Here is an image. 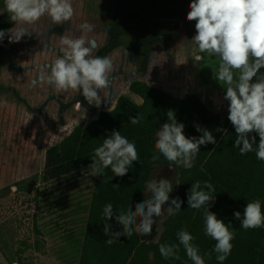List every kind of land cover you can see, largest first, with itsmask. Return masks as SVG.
<instances>
[{"label":"rangeland","instance_id":"rangeland-1","mask_svg":"<svg viewBox=\"0 0 264 264\" xmlns=\"http://www.w3.org/2000/svg\"><path fill=\"white\" fill-rule=\"evenodd\" d=\"M190 2L141 0L121 7L116 0H71L77 4L71 20L52 25L45 16L31 36L18 43H9L6 37L0 43L4 59L0 67V264H18L19 252L24 264H78L94 181L91 168L53 183L37 182L29 191H12L13 184L38 178L46 150L76 125L111 110L118 97L140 104L128 91L131 82L143 81L175 98L194 95L222 125L228 120L225 90L214 79L219 58L200 53L203 60H192L198 49L191 40L195 22L186 20ZM83 23L93 30L80 32ZM12 26L4 0H0V29ZM63 35L80 36L85 46L94 41L93 56L112 58L111 84L99 93L110 102L97 108L78 92L58 93L48 84L31 86L39 68L60 55L59 37ZM77 100L81 102L79 111L74 107ZM180 168L184 169L182 165L161 166L151 175L149 182L169 179L173 192L163 214L154 217L151 235L138 234L144 243H156L160 238L179 186ZM151 196L146 190L142 202Z\"/></svg>","mask_w":264,"mask_h":264},{"label":"clouds","instance_id":"clouds-1","mask_svg":"<svg viewBox=\"0 0 264 264\" xmlns=\"http://www.w3.org/2000/svg\"><path fill=\"white\" fill-rule=\"evenodd\" d=\"M4 3L13 26L0 29V43L6 37L9 43H18L22 38L31 36L39 30L38 22L42 17L47 16L52 25H59L71 20L74 15L71 0H4ZM186 20L195 22V34L191 40L198 51L192 54L193 62L204 59L200 53L219 58L214 79L225 90L224 100L228 101L227 119L236 133L233 147L239 148L241 155L254 151L256 158L264 161V73L260 71L264 69V0H191ZM92 30L88 23L79 25L80 32ZM59 43L60 55L39 68V75L33 78L31 86L43 87L48 84L58 93L70 90L78 92L89 105L97 108L110 102V98L102 100L99 93L109 89L111 84L112 58L93 56L95 42L89 41L90 46H85L86 41L80 36L69 38L63 35L59 37ZM74 107L79 111L80 100L76 101ZM34 116L35 113L31 119ZM166 116L168 122L156 132V153L150 162H155L162 155L171 163L191 169L200 147L216 145V137L212 131L199 124L194 127L202 135L187 137L184 133L185 125L177 122L175 111L168 110ZM129 121L133 125L138 124L140 117L130 116ZM252 133L259 136L258 143L255 135L250 137ZM92 161L88 169L91 168L93 176H102L104 169L110 167L114 176L123 177L129 172L133 162L139 161V154L134 142H129L120 131L113 129L102 144L94 149ZM16 190L13 186L12 191ZM147 190L152 193L151 198L136 203L135 211L130 207L126 213L115 216L122 231L111 232V225L104 224V234L115 237L108 239L107 244L115 243L120 236L130 238L134 233L151 235L154 217L163 214V206L170 200L173 184L167 178L159 181L154 179L147 183ZM213 192L215 188L210 182L204 181L202 185L200 181H196L188 190L187 204L188 208L204 209L205 235L216 242L214 248L204 255L211 259L214 252L216 260L223 264L231 254L235 231L229 228L231 221L225 224L209 210L215 202ZM182 203L178 196L172 198L168 214L180 211ZM103 214L106 220L113 218L111 203L104 206ZM233 216L240 221V227L244 230L264 227V213L259 199L246 203L243 213L235 211ZM177 239L192 264H205L204 256L199 254L198 247L192 243L194 237L186 229L177 232ZM178 251V245H159V252L164 259H179Z\"/></svg>","mask_w":264,"mask_h":264},{"label":"trees","instance_id":"trees-1","mask_svg":"<svg viewBox=\"0 0 264 264\" xmlns=\"http://www.w3.org/2000/svg\"><path fill=\"white\" fill-rule=\"evenodd\" d=\"M116 1L121 7L141 3V0ZM0 50H3L1 46ZM1 61L4 59L0 53V67ZM260 71L264 73V69ZM129 92L137 96L141 103L120 96L111 110L101 112L87 123L76 125L66 137L46 150L44 166L38 178L34 176L27 181L17 182L14 184L16 191H29L37 182L53 183L88 169V165L93 162L94 149L115 129L129 142L135 143L139 161L133 162L123 177L114 176L110 167L104 169L102 176H94L78 264H192L177 239V232L181 229H186L194 237L192 243L198 247L199 254L204 256L205 264H219L214 252L211 259L204 255L216 243L205 235L204 209L188 208L187 193L196 181L202 185L208 181L214 186L215 192L212 195L215 202L209 210L225 224L231 221L229 228L235 231L231 254L223 264H264V227L244 230L240 227V221L233 216L235 211L243 213L246 203L256 199L261 201V211L264 213V161L258 160L254 151L241 155L239 148L233 147L236 133L230 121L222 125L220 118L212 114L196 96L189 94L182 99L175 98L143 82H133ZM168 110H174L177 122L185 125L184 133L187 137L202 135L194 127L199 124L213 132L217 144L202 145L193 161V167L179 169V186L175 197L183 201L181 210L164 220L163 231L156 243H144L134 233L130 238L120 236L109 245L106 241L115 237L104 234V224L111 225V232L122 231L115 216L126 213L130 207L135 211V204L142 202L154 170L161 166H178L162 155L155 162H150L156 153V132L168 122ZM137 115L140 122L131 124L129 117ZM217 128L220 130L217 131ZM251 135L256 136L258 143L259 136L256 133ZM5 190L8 193L10 189ZM109 203L113 206L114 216L106 220L103 209ZM160 244L178 245L179 259H164L159 252ZM5 250L1 249L3 252ZM20 254L17 253L15 262L24 264L25 260Z\"/></svg>","mask_w":264,"mask_h":264},{"label":"flooded vegetation","instance_id":"flooded-vegetation-1","mask_svg":"<svg viewBox=\"0 0 264 264\" xmlns=\"http://www.w3.org/2000/svg\"><path fill=\"white\" fill-rule=\"evenodd\" d=\"M160 42H163V41H160ZM133 82H143V81H138V80H137V81H133ZM133 82H131L130 85H131ZM143 83H145V82H143ZM130 85H129V87H130ZM129 87H128V91H129Z\"/></svg>","mask_w":264,"mask_h":264},{"label":"crops","instance_id":"crops-1","mask_svg":"<svg viewBox=\"0 0 264 264\" xmlns=\"http://www.w3.org/2000/svg\"><path fill=\"white\" fill-rule=\"evenodd\" d=\"M72 6H73V8H75L76 6H77V4H76V6H74V4H72ZM19 182V181H18ZM13 186H14V184H13ZM1 190V189H0Z\"/></svg>","mask_w":264,"mask_h":264}]
</instances>
